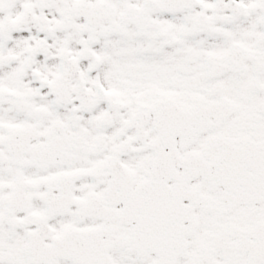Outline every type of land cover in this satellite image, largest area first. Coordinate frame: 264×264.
Wrapping results in <instances>:
<instances>
[{"label":"snow or ice","instance_id":"6c2138e0","mask_svg":"<svg viewBox=\"0 0 264 264\" xmlns=\"http://www.w3.org/2000/svg\"><path fill=\"white\" fill-rule=\"evenodd\" d=\"M0 264H264V0H0Z\"/></svg>","mask_w":264,"mask_h":264}]
</instances>
